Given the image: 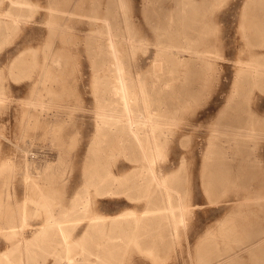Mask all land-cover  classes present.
Listing matches in <instances>:
<instances>
[{
    "label": "rangeland",
    "instance_id": "rangeland-1",
    "mask_svg": "<svg viewBox=\"0 0 264 264\" xmlns=\"http://www.w3.org/2000/svg\"><path fill=\"white\" fill-rule=\"evenodd\" d=\"M24 1L31 4L17 10L21 21L0 37V264H55V260L60 261V256L64 254L59 250L65 249L59 246L57 225L51 222L65 220V226L72 234L71 239L78 242L88 228V219L117 213L125 228L128 221L132 220L129 210L135 209L140 213L147 208L148 201L142 198V194L134 191L125 190L126 194L107 195L85 181L84 171L90 161L89 151L98 133L97 114L111 103L109 95L104 94L106 87L103 85L106 73L102 69L107 67V57L97 54L99 42L89 38L93 33V26L89 23L90 19L84 8L90 4L98 5L99 8V0H80L77 10L66 13H62V10L73 8L76 0H70V6L65 5V0H59L60 26L56 31H53V23L49 21V7L53 5V0ZM102 2L105 4L106 0ZM145 2L146 0H125L124 18L129 19L139 36H144V44L136 47L133 63L139 65L135 67V75L140 67L141 73L148 77L158 50L156 40L154 44V20L157 19V14L146 15ZM245 2L246 0H217L211 15L207 17L218 22L220 36L223 37L222 45L212 49L218 70L209 72V77L205 75V71L197 68L194 74L199 76L198 82L188 86L185 82L192 67H188L184 61L179 64L172 59L169 64L166 63L164 76L175 85L168 94L169 115L174 112L173 107L182 106L183 110H179V116L171 120V142L164 148L166 151L162 150V155L166 156L164 164L168 165V172L177 169L181 158L186 157V170L180 177L187 178V182L180 184L176 192L182 197L181 201L175 200L176 205L185 204L186 210L178 216L177 223L173 226L162 221L158 229H152L154 226L148 224L147 228L144 227L142 238H138V244L135 229L132 228L133 243L127 244L126 235L130 234L127 232L129 230H119L112 221L95 219L98 230L95 228L96 232L92 231L90 240L79 245L82 249L75 246V243L71 249L74 250L73 253L78 251L79 255L76 256L84 264L104 261L103 264H213L217 258L225 256L223 250L231 244L234 246L230 250H245L246 244L238 246V243H233L232 238L226 237L234 233L245 235L252 232L250 228L253 229L255 225L247 230L240 231L238 228L232 232L230 228L233 225L235 227L243 221L257 220L263 223L264 228V205L257 200L264 195V171L242 175L232 169L217 174L203 167L211 129L218 122V112L233 89L236 78L234 75L238 68L236 60L240 56V49L244 47L240 25ZM103 11L102 7L100 12ZM96 20L97 18L93 21ZM26 47L30 48L29 56L11 66L12 59ZM58 52L59 79L39 76L40 71L44 74L42 65L46 55L52 60ZM46 83L49 86L52 84V91L55 94L58 91L59 96L49 95ZM190 95L196 96L195 102L192 101L189 105L176 102L177 98ZM248 106L253 109L261 107L259 118L264 121V86L254 88ZM44 122L46 125H43ZM262 129L264 133V127ZM256 143L258 153L255 154L262 157V162L258 161V164L264 166V134ZM96 146L98 149L101 147L99 144ZM128 151L102 148L97 154L103 158L105 169L109 167L119 175L138 165ZM215 178L231 181L229 184L212 183ZM245 178L248 181L246 183L236 181H243ZM217 185L220 186L219 190L208 191V187ZM241 192H244L243 196ZM74 197L77 198L76 202L72 201ZM86 197L89 200L84 202ZM83 205L79 211V206ZM49 217L53 220L48 219ZM23 220L26 221L25 224ZM133 222L135 226L136 221ZM50 223L57 230L50 233H58L55 234L54 243L51 242L47 250L36 245L34 248H37L35 250H38V254L30 258L27 241ZM109 239L120 244L118 249H114L119 251L112 254L111 262V256L102 254L107 249H100ZM225 239L228 241L226 247ZM153 240L157 244H153ZM19 245H22V250Z\"/></svg>",
    "mask_w": 264,
    "mask_h": 264
},
{
    "label": "bare ground",
    "instance_id": "bare-ground-1",
    "mask_svg": "<svg viewBox=\"0 0 264 264\" xmlns=\"http://www.w3.org/2000/svg\"><path fill=\"white\" fill-rule=\"evenodd\" d=\"M79 1L80 0H76L73 8H64L62 13L77 10L80 7ZM165 1H167V3H164ZM216 1L217 0H146L144 13L146 15L148 13L157 14V19L154 20L156 23L154 27L156 39H154V41L156 40L157 44H155L156 41L154 44L156 46L158 45L156 57L152 62L148 77H145L141 73L140 67H138V71L135 75V67L139 65H135L133 59L136 53V47L144 44V34L142 35L143 37L139 36L137 33L138 31L131 25L129 19L127 20L124 18L125 0H106L105 4H103L102 0H99V8L98 5L93 4L84 7L90 19L89 23L93 26V33L90 32L92 34L89 38L99 42V53L97 54L106 55L107 57V67L102 69L106 73L103 77V79H105L103 85L106 87L104 94L109 95L111 102L97 114L98 133L96 139L93 141V145L90 144L91 150L88 155L90 161L87 164L88 167L84 171L85 181L88 185H94L97 191H103V193L107 195H121L123 193L126 194V191H134L137 194H142V198L148 201L147 208L145 207L146 209L141 210L140 213L135 209L129 210V214L132 215V220L128 221L125 228L122 227L123 225L119 220L120 214H105L101 217L104 221H112V224H116L115 227L119 230H129L127 232L130 234L126 235V238H128L127 244L133 243V237L131 236L133 233L132 228L135 229V239L138 244L140 241L137 240L138 238H142L144 227L147 228L148 224L154 226L151 227L152 229H158L162 221L166 225L173 226L177 223L178 216L186 210L185 204H175V200L181 201L182 199V197L178 196V193H176L178 186L187 182V178L184 179L180 177L186 170V157L183 156L181 158L177 169L168 172V165L164 164L166 156L162 155V150L171 142L170 137L173 134L171 120L177 118L179 110H183L180 105H184V103L189 105L196 99V96L190 95L184 98H177L176 102L180 104V107H173L174 112L169 115L168 111H170V106L168 94L172 92L175 85L173 82L169 81L168 77L164 76V74L166 73V63L168 62L169 64L170 59L179 64L184 61L183 63L187 64L188 67H192L190 68L192 73L190 72L187 74V80L185 82L188 86H192L194 83L198 82L197 79L199 76L194 74L197 68L205 71V75L208 77L209 72H213L214 69L218 70L213 59V50L222 45L223 37L220 36L218 22L215 19H207L208 15H211ZM53 2V5L49 7L51 16V20L49 21H52L54 26L52 29L56 31L59 30L60 26V5L59 0H53ZM71 2L70 0H65V5L70 6ZM102 7L104 11L100 12ZM54 16L57 17L54 18ZM241 17L242 23L240 26L244 38V47L240 49V56L238 59H235L238 66L236 75H234L236 78L233 82V89H231V92L229 91L230 94L226 102L218 112L219 120L215 122V126L211 129L206 151L204 153L205 160L203 167L214 173L232 169L241 173L253 168H264L263 165L260 166V164H258V161L259 163L262 162V157L255 154L258 153L256 152L258 144L256 142L260 138L262 139L264 134L262 129L264 127V121L259 118V109L261 107H259V109H253L248 106L254 88H261L264 86V0H246ZM11 18L18 23L17 15L11 14ZM95 18H97L96 22L93 21ZM29 53L30 52H28V54ZM51 59L52 60H49L46 55L42 65L44 74L40 71L39 76H44L48 79L50 77H55L54 79L58 80L59 52ZM218 76L220 77V75ZM43 82H45V80ZM199 84L203 86V84ZM45 86L49 95L54 94L59 96L58 91L56 94L52 91V84L49 86L48 83H46ZM43 125H46V123L44 122ZM98 144L101 146L99 149L96 146ZM102 148L104 150H113L116 148L129 150L133 155L134 161L138 162V165L131 171L116 175L109 167L108 169L103 167L105 162L103 158L97 154V151ZM123 152L126 153L125 151ZM253 157L255 158L254 160L249 159ZM87 161L85 162L87 163ZM162 162L163 164H161ZM229 181L231 180L220 181L216 179L213 180L212 183L224 182L229 184ZM233 181L234 180H232L231 183H233ZM236 181L239 183L246 182L245 180ZM219 187L218 185L213 188L208 187V191H217ZM237 190H239V186ZM242 193L244 194V192H241V195ZM87 197L84 199V202L89 200V197ZM238 197L242 202L240 196ZM30 199L31 198H29V200ZM75 199L77 198L74 197L72 201L74 200L76 202ZM259 199L263 202L264 195L257 198L258 201ZM257 200L253 201L257 202ZM242 203H244V201ZM83 207L84 205L79 206L78 210L80 211ZM19 209L21 208L19 207ZM88 212L89 210L87 214ZM52 214L54 215V213ZM53 217L57 218L55 215ZM99 218L100 217H93L88 219V228L86 227L87 230L85 234L83 232L84 235L82 234L81 241L78 242L71 239L72 234L66 228V223H64L65 220H59V223H57L54 219L55 221L51 222L57 225L56 228L60 240L59 246L65 249L59 250L60 252H64V254H60L62 259L60 261L55 260V264H84V261L76 256V254L79 255L78 251L77 253H73L74 250L71 249L74 243L76 244L75 246H79L80 244L84 245V241L90 240V237L93 235L92 231L94 230L96 232V230H98V228H96L97 223L95 219ZM48 219H50V217ZM50 220L52 221L53 218ZM79 220H81V218ZM133 220L136 221L135 226H133ZM23 221L21 222L25 224L26 221ZM51 223L44 226L40 231H37L35 235L27 241L28 245L26 247L29 249L28 255L30 258L34 257V254H38V250H35L37 248H34L36 245H40L42 249L47 250L51 242L52 244L54 243L53 241L56 239L55 234L58 233H55V231V234L50 233L52 230H56V228L51 226ZM11 227L15 228L14 226ZM37 228L40 227L38 226ZM71 232L73 233V231ZM153 241V244H157L155 240ZM19 246L16 248L19 249ZM85 246H83V248ZM119 247V243L109 239L106 244L100 248L107 250H100V252L102 251L103 255L111 256V258H109L111 262L112 254H116L119 251L114 249H118ZM13 250H15V246ZM80 251L82 250H79V252ZM14 256L12 258H14ZM22 256L24 255H21V257ZM103 263H105V261L98 264Z\"/></svg>",
    "mask_w": 264,
    "mask_h": 264
},
{
    "label": "crops",
    "instance_id": "crops-1",
    "mask_svg": "<svg viewBox=\"0 0 264 264\" xmlns=\"http://www.w3.org/2000/svg\"><path fill=\"white\" fill-rule=\"evenodd\" d=\"M30 4H31L30 2L24 1V0H2L0 2V37H2L3 35H6V33L10 30L11 27L18 25L19 22L21 21V19L18 16L17 10L21 8L22 6L30 5ZM11 14L18 16V23L12 20ZM29 51H30L29 47L21 49L19 53L12 59L11 66H13L15 62L20 61L21 59H23L24 61L26 59V56L27 57L29 56L28 54ZM263 171H264V168L259 167V168L249 169V170H246L245 172H241L238 174L248 175V173H252V172L263 173ZM216 179L218 178H215V180ZM244 180L246 181L247 178H245ZM222 183H216V184H222ZM259 202H261V199H259ZM261 204L264 205V201L261 202ZM256 223H259V224H256ZM253 225H255L254 228L253 229L250 228L251 226L253 227ZM238 228L240 229V231H242V229L247 230L250 228L252 232H248L245 235L243 234L237 235L234 233L235 235L231 234V235H228L226 238H232V240H234L233 243H238V246L246 244L244 245L245 250H230V247L234 246V244H231L230 246H228L227 248L223 250L226 253L225 256L221 258H217V260H215L213 264H264V235L261 236V233L264 231L263 223H260L257 220L243 221L241 223H238V226L234 227L233 225V227L230 228V231L234 232ZM224 244H225V247L228 244V241L226 239L224 240ZM201 248H203V246H201ZM228 250L230 251L228 252ZM221 252L222 251H220V253ZM210 255L212 254L210 253Z\"/></svg>",
    "mask_w": 264,
    "mask_h": 264
}]
</instances>
